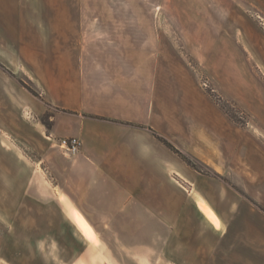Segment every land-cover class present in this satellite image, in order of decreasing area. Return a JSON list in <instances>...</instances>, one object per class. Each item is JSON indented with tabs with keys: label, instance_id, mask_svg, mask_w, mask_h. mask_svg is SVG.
I'll use <instances>...</instances> for the list:
<instances>
[{
	"label": "crops",
	"instance_id": "obj_1",
	"mask_svg": "<svg viewBox=\"0 0 264 264\" xmlns=\"http://www.w3.org/2000/svg\"><path fill=\"white\" fill-rule=\"evenodd\" d=\"M81 14L79 6L38 10L20 7V0H0V60L8 59L9 47H17L18 61L22 56L32 62L33 80L44 98L52 106L70 111L52 116L50 138L75 136L82 142L71 157L50 161V170L58 179L52 191L35 187L40 191L35 197L20 199V183L10 188L0 178V264H73V250L66 240L72 224L77 222L87 236L92 235L89 221L126 219L124 212L92 217L86 212L92 205L123 209L133 198L150 210L154 205L182 207L176 214L178 221L186 219V206L196 207L199 214L192 219L193 244L199 260L193 264H264V212L232 186L194 171L148 127L218 172L234 175L241 189L263 206L264 148L234 126L216 105L200 102V93L190 79L185 80L186 70H170L165 50L98 52L97 47L109 45L136 46V23L129 25L135 34L131 32L121 42L105 38L98 31L99 23L84 21ZM224 39L234 45L238 58L232 61L234 57L224 50L221 68L225 77L241 87L240 101L264 125V36L236 20L215 45L221 46ZM29 46L48 48H20ZM237 61L242 64L234 66ZM6 78L0 71V86ZM50 148L53 146H42V153H57ZM48 156L46 159L51 158ZM4 170L1 166L0 174ZM170 170L188 192L187 203L186 198L179 202L170 197ZM57 187L63 198L57 197ZM9 190H16L18 196ZM212 223L229 229L218 234ZM221 247L235 260L223 261ZM243 252L248 254L245 261L240 256Z\"/></svg>",
	"mask_w": 264,
	"mask_h": 264
},
{
	"label": "rangeland",
	"instance_id": "obj_2",
	"mask_svg": "<svg viewBox=\"0 0 264 264\" xmlns=\"http://www.w3.org/2000/svg\"><path fill=\"white\" fill-rule=\"evenodd\" d=\"M54 5L82 7L84 21L98 22L101 28L98 31L105 38L112 37L121 42L132 32L129 30L130 23H136V46L109 45L97 47L100 50L98 52L126 53L130 48L136 53H159L165 50L169 55L170 70H186L189 75L185 76V80L190 79L200 93V102L207 101L216 105L234 126L257 140L264 148V125L259 122L257 113L240 101L241 87L235 80L229 81L225 77V70L221 68L222 61L226 59L224 50L231 54V59L234 57L232 61L235 62L238 60L235 54L237 51L225 39L221 46L215 45L225 29L236 20L247 23L250 30L264 36V2L259 5L248 0H20V7H36L38 10ZM132 33L135 34L134 31ZM9 48L8 59L4 62L0 60V71L7 77L0 86V167L4 166L6 169L0 174V178L8 182L10 188L15 183H20L22 199L35 197L40 192L35 187L48 192L58 185L56 174L50 170V161L53 158H68L73 154L66 153L60 146V140L64 137L50 138L52 116L57 111H70L54 107L44 98L38 83L33 80L32 62L23 60L22 56L18 61L17 47ZM20 48L36 50L48 47ZM235 62L234 66L242 64L240 61ZM246 72L244 71L245 74ZM228 74L231 72L228 71ZM194 93L198 96L196 91ZM216 99L229 109L240 125L220 108ZM167 139L184 154L190 155L196 168L189 166L179 154L173 153L190 168L232 186L254 208L264 212V206L241 189L240 182L234 175L218 172L197 159L187 148ZM42 146H53L50 152H57L46 153L51 160L46 159V154L42 153ZM61 168L63 169V165ZM178 181L183 184L170 170V197L179 199V202L186 198L187 203L188 192ZM56 189L57 197L63 198V191L59 187ZM9 191L10 194L14 193V197L18 196L16 190ZM181 208L169 204L165 207L154 205L150 210L134 198L123 209L92 205L86 211L92 217L101 214L112 217L111 214L124 212L126 219L89 221L92 231L89 236L74 222L66 232L67 245L73 250V264H193L199 260V255L193 244L192 219L198 218L199 213L196 207L186 206L183 214L187 220L178 221L176 214ZM128 214H132L131 220L127 219ZM196 224L200 226V222L197 221ZM211 225L218 234H224L229 229L224 224ZM64 228L68 226H62ZM64 239L60 238L61 241ZM57 244L60 246V243ZM42 246H45V242ZM238 246L239 249L242 248ZM221 250L223 261L235 260L230 253H225L223 247ZM240 256L243 261L248 259L247 253L243 252Z\"/></svg>",
	"mask_w": 264,
	"mask_h": 264
},
{
	"label": "trees",
	"instance_id": "obj_3",
	"mask_svg": "<svg viewBox=\"0 0 264 264\" xmlns=\"http://www.w3.org/2000/svg\"><path fill=\"white\" fill-rule=\"evenodd\" d=\"M210 93V92H209ZM36 94V92L34 93ZM211 95V93H210ZM216 103L220 106V108H222L236 123H238L234 116L231 115L230 111L228 108H226L225 106H223L217 99H216ZM93 118L95 119H99V120H109V121H113V122H119L116 119H109L106 118L104 116H100V115H92ZM130 126L133 127H144L140 124H135V123H128ZM239 124V123H238ZM240 125V124H239ZM148 130H150L154 136L160 141L162 142L166 147H168L171 151H173L176 154H179L181 156V158L191 167L196 168V166L193 164L190 155H186L183 153V151H181L179 149V147H177L175 144H173L172 142H170L165 136L160 135L155 129H153L152 127H148Z\"/></svg>",
	"mask_w": 264,
	"mask_h": 264
},
{
	"label": "built area",
	"instance_id": "obj_4",
	"mask_svg": "<svg viewBox=\"0 0 264 264\" xmlns=\"http://www.w3.org/2000/svg\"><path fill=\"white\" fill-rule=\"evenodd\" d=\"M81 139L79 137H64L60 140V146L64 148L66 153L74 154L81 148Z\"/></svg>",
	"mask_w": 264,
	"mask_h": 264
}]
</instances>
